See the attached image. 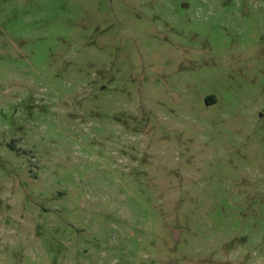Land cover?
<instances>
[{
	"label": "rangeland",
	"instance_id": "rangeland-1",
	"mask_svg": "<svg viewBox=\"0 0 264 264\" xmlns=\"http://www.w3.org/2000/svg\"><path fill=\"white\" fill-rule=\"evenodd\" d=\"M0 264H264V0H0Z\"/></svg>",
	"mask_w": 264,
	"mask_h": 264
},
{
	"label": "water",
	"instance_id": "water-1",
	"mask_svg": "<svg viewBox=\"0 0 264 264\" xmlns=\"http://www.w3.org/2000/svg\"><path fill=\"white\" fill-rule=\"evenodd\" d=\"M175 234H177V231L175 232Z\"/></svg>",
	"mask_w": 264,
	"mask_h": 264
}]
</instances>
